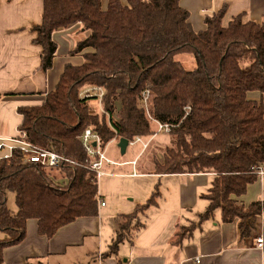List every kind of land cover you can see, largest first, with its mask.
Here are the masks:
<instances>
[{
  "label": "trees",
  "instance_id": "trees-1",
  "mask_svg": "<svg viewBox=\"0 0 264 264\" xmlns=\"http://www.w3.org/2000/svg\"><path fill=\"white\" fill-rule=\"evenodd\" d=\"M43 2L42 23L35 27L42 70L53 66L55 31L81 24L89 34L70 51L83 62L65 65L42 104L18 108L19 130L33 144L74 163L62 164L54 174L51 167L25 162L18 151L10 160L0 159V230L7 235L0 240V264L4 249L25 239L29 219L51 238L80 217L98 215L99 176L88 167L97 157L88 154L81 139L87 128L105 146L121 137H152L159 133L156 121L169 124L163 150L151 157V171L213 173L200 220L221 209L225 223L243 219L246 234L262 211L260 200L245 204L240 197L264 168V104L249 96L250 91L264 93V22L237 16L224 26L223 8L206 15V27L196 31L180 0H109L106 8L102 0ZM184 53L194 57L193 69L177 58ZM89 87L103 88L102 98L94 90L85 95ZM94 101H100L96 112ZM11 192L16 211L8 206ZM159 193L157 187L146 203L118 218L106 256L134 239L143 227L140 215ZM194 227H181L179 239ZM26 264L48 263L29 258Z\"/></svg>",
  "mask_w": 264,
  "mask_h": 264
},
{
  "label": "crops",
  "instance_id": "crops-1",
  "mask_svg": "<svg viewBox=\"0 0 264 264\" xmlns=\"http://www.w3.org/2000/svg\"><path fill=\"white\" fill-rule=\"evenodd\" d=\"M108 1L102 0L103 8ZM121 1L126 4L128 0ZM180 5L189 11V21L196 31L206 27V15L223 8L224 26L237 16H242L244 22H264V0H180ZM43 10V0H0V136L5 139L19 130L20 106L42 104L46 94L56 87L65 65L83 62L81 56H73L70 51L89 31L75 24L53 33L58 45L53 66L47 71L41 69L43 48L35 42V27L42 23ZM249 96L264 104V93L255 90ZM157 130L158 135L142 136L148 143L146 147L141 142L129 144L124 154L118 147L119 139L106 145V155L115 163L104 164L106 173L99 176L97 216L80 217L51 238L38 232L36 219H29L25 239L4 249L2 264H26L29 258H43L48 264H264V168L240 197L245 204L262 202L261 214L246 234L238 220L223 222L221 209L201 221L209 205L204 195L215 175L153 173L146 153L154 141L155 149L162 151L167 140L166 132ZM114 144L118 158L108 155ZM130 146L139 148L136 156L121 159ZM157 187V202L140 215L141 230L132 241L121 243L116 255L106 256L117 232L118 218L146 203ZM193 223L191 235L179 239L180 228ZM6 237L0 230V240ZM259 237L263 238L262 247L257 245Z\"/></svg>",
  "mask_w": 264,
  "mask_h": 264
},
{
  "label": "built area",
  "instance_id": "built-area-1",
  "mask_svg": "<svg viewBox=\"0 0 264 264\" xmlns=\"http://www.w3.org/2000/svg\"><path fill=\"white\" fill-rule=\"evenodd\" d=\"M99 91L98 96L102 98L104 94L103 88H93L89 87L84 91V94L90 96V92L92 91ZM150 92L146 90L143 93V98L145 102V106L148 107V98ZM158 124L159 131H170L171 126L169 124H163L156 121ZM82 142L84 147L86 148L87 152L91 156H96L97 159L93 160L88 164V167L95 171L98 176L106 173L103 169L104 164L111 163L114 164L115 162L110 160L106 155V145H102L101 137L92 131L91 128H87L81 136ZM137 142L143 143L144 147L147 146L148 143L143 142L142 136L135 137L132 141H129V144H135ZM95 143V144H94ZM0 149H6V153L0 157V159L4 158L6 160H10L13 158L14 154L18 151L22 155V158L25 162L29 163H36L43 167H51V168H58L64 163H74L70 160L66 155L60 154L53 150H47L42 147L33 144L29 140L26 139V133L18 130L17 134L10 137V138H2L0 136ZM263 169L259 173L262 172ZM105 202H101V205H104ZM257 245L259 247L263 246V238H258Z\"/></svg>",
  "mask_w": 264,
  "mask_h": 264
},
{
  "label": "rangeland",
  "instance_id": "rangeland-1",
  "mask_svg": "<svg viewBox=\"0 0 264 264\" xmlns=\"http://www.w3.org/2000/svg\"><path fill=\"white\" fill-rule=\"evenodd\" d=\"M177 58L182 61L183 65L187 69H193L196 66L195 59H194V57L191 54H188V53L179 54V55H177ZM93 104H94V109L92 110V112L93 111L94 112L98 111L99 110V107H100V105H99L100 104V101L99 102L98 101H94ZM161 136H164V135H161ZM1 150L2 149H0V155L1 154L2 155L0 157H2L4 155V150L3 151H1ZM115 150H117L116 144L112 145L109 148V151L107 150L108 151V155L109 156H113L114 158L115 157L118 158L119 157L118 154H116V152L115 153L113 152ZM150 150L151 151H149V152L146 153L147 162L150 164V166L148 164L149 167H151V157L153 155V152L154 151H159V149L158 148L155 149V147L153 146V147H151ZM5 151H7V150H5ZM138 151H139V148H137V147L136 148H133V147L130 146L128 148V152L126 153V155L125 156H122V157L120 156V157L123 160H126V159H130L131 160V159H133L136 156V154L138 153ZM52 170H54L53 171L54 174H57V172H56L57 169L52 168ZM8 206L13 211H16L17 210V205H16V202H15V194L13 192H11V193L8 194ZM237 220L239 222H244L243 219H237Z\"/></svg>",
  "mask_w": 264,
  "mask_h": 264
},
{
  "label": "water",
  "instance_id": "water-1",
  "mask_svg": "<svg viewBox=\"0 0 264 264\" xmlns=\"http://www.w3.org/2000/svg\"><path fill=\"white\" fill-rule=\"evenodd\" d=\"M95 144V143H94ZM129 145V139L125 138V137H121L119 139V142H118V147L120 148L121 150V153L124 154L127 147Z\"/></svg>",
  "mask_w": 264,
  "mask_h": 264
}]
</instances>
